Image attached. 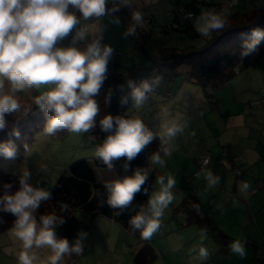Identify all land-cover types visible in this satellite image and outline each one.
Returning a JSON list of instances; mask_svg holds the SVG:
<instances>
[{"label": "clouds", "instance_id": "obj_1", "mask_svg": "<svg viewBox=\"0 0 264 264\" xmlns=\"http://www.w3.org/2000/svg\"><path fill=\"white\" fill-rule=\"evenodd\" d=\"M131 2L119 0L117 4L112 0L113 7L108 8L110 0H0V131L7 128L6 115L18 113L22 109L16 98L17 93L48 84H54L55 87L35 97V104L46 114L51 113L44 133L53 136L57 131L66 130L84 134L93 129L99 112L94 97L99 94L106 78L113 49L102 45V34L98 27L95 38L85 51L76 47L54 49V44L76 28L81 18L85 21L99 20L120 11L121 7L130 8ZM70 6L74 11H69ZM76 12L80 13V17ZM192 15L189 13L187 18L191 19ZM228 15L227 8L219 12H201L194 23L195 31L202 37H209L213 32L225 28ZM131 21L123 33L125 37L136 35L137 27L144 23L142 13L132 11ZM114 22L118 24L119 19H114ZM252 36L254 39L245 44L242 57L257 49L264 32L253 29ZM85 38L84 30L76 31L74 41H83ZM5 81L10 86L7 91ZM128 85L134 107L139 109L148 99V93L153 91L152 84L143 81L137 86L129 81ZM122 103H127V100ZM99 123L101 130L110 134L96 147L95 158L110 171L114 168L115 160L126 157L127 161H132L157 136L161 148L152 155L151 162L163 168L165 160L161 152L171 156L168 145L183 131V125L177 120L164 123L159 133L153 132L139 117L105 115ZM12 135L19 138L20 133L14 129ZM17 153L18 147L12 140L0 142V157L14 160ZM124 167L127 168L128 164ZM41 170L47 171V166L41 165ZM30 178L31 172L22 169L19 189L12 192V184L5 183L3 194L0 195V212L11 213L16 217L11 233L22 243V250L17 253L18 264H35L38 257L31 251L34 246L37 249L47 246L51 250V255L41 264H60L65 256L71 257L73 253L81 255L84 247L82 241L87 236L85 232L81 231L71 244L67 238L58 239L55 228L63 224L64 220L55 214L41 216L38 228L33 213L42 202L50 199L51 193L34 187L29 183ZM147 178L146 171L137 169L132 176L106 182L107 204L123 211L132 203L134 195L141 192ZM204 179L208 188L219 183V177L211 171L204 172ZM156 184L159 189L151 193L147 204L140 206L139 211L128 221L133 232L139 231L144 240H150L160 229L164 211L175 199L172 191L176 185L174 177L158 176ZM249 188L247 182L239 185L242 193ZM67 207L66 204L62 205V210ZM194 207L199 211L198 206ZM120 214L119 211L116 213ZM229 250L240 258L246 256L245 244L240 240L231 241ZM191 252L196 254L194 259L199 261L209 257L207 248L203 246H193Z\"/></svg>", "mask_w": 264, "mask_h": 264}, {"label": "rangeland", "instance_id": "obj_2", "mask_svg": "<svg viewBox=\"0 0 264 264\" xmlns=\"http://www.w3.org/2000/svg\"><path fill=\"white\" fill-rule=\"evenodd\" d=\"M239 1L240 5H238V1H236L231 6H228L230 0H215L216 5H214V9L219 12L223 9L222 5L224 4L227 11H240L242 5V9L244 8L245 11L257 10L264 6V0ZM115 2L117 3V0H115ZM174 2L175 0H132L131 7L125 8L130 16L132 11H140L143 15L144 23L142 26L138 27L143 30H148L152 27L150 23L151 17H154L158 25L165 26L171 23L172 15L170 13L174 10ZM111 7H113L112 0H110L108 5V8ZM214 9L213 6H204L201 12L214 11ZM69 11H74V9L70 6ZM75 14L80 17L79 12ZM116 18L119 19L118 24L114 22ZM120 20L118 12L105 15L99 20L90 19L85 21L81 18L76 28L67 36L57 40L54 44V49L76 47L81 51H85L88 44L95 38L98 27L102 34V45L110 46L113 49V54L108 62L107 75L113 73L126 75L130 69L146 65L147 62L142 60L143 58L139 53L131 50L128 36L125 37L123 35L125 30ZM78 30H84L86 32V38L83 41H74L76 31ZM150 34L145 44V49L151 53L156 52L161 45L166 47L176 46L179 48L187 46L201 47L206 44L209 38L200 35L198 37H188L181 31H175L172 34H163L156 30V28L153 29ZM186 68L185 65L180 66L179 70L181 75L177 76L173 81L158 82V85L152 84L153 91L148 93V99L145 103L137 109L134 107V102L132 101V104L127 108L126 115L128 117L141 118L155 133L161 131L164 123L172 120H177L183 125V131L178 133L169 143L175 148L176 153H172L171 156L166 159L165 156L161 154L162 159L165 160V166L161 168L160 165L152 163L151 168L165 172L166 169L175 166L177 172L176 176H180L179 182L181 183L184 180L185 187L191 188L193 192H196L197 189L195 186H197V176H193L195 170L192 169L190 165H192L191 158L194 156L193 154L196 150H193V146L197 143V92L201 93L203 102L206 105H210V102L207 101L209 98L205 97L204 92L198 85L183 78ZM148 82L150 81L148 80ZM229 85H235L236 88L239 89L237 92L238 99L236 100L241 102L242 108H246L252 101L259 102L254 107H247L245 114H247L246 117L249 116L253 118H246L248 125L247 131L250 132L251 136L258 138L263 144L264 56L255 66L237 72L230 83L228 82V84H225V86ZM9 87L7 81H5V90L7 91ZM54 87V84L41 85L38 88L34 87L28 91L17 93L16 98L21 103L22 109L18 113L6 115V119L10 116L19 120H25V123L17 124L14 127L20 133L19 138L12 136L8 139L15 142L16 145L20 144L23 146V150L18 151L17 157L14 160H6L0 157V170L13 177V180L10 182L13 186L11 189L12 192L19 189V176L21 175V170L26 168L31 172L29 183L34 187L43 188L51 193L54 184L58 181L62 173L67 170L68 165L81 158H94L96 147L107 137L103 134L99 122L103 118V112L107 104L108 87H102L99 90V94L94 97L98 104L99 112L95 118V127L88 133L75 134L66 130H60L53 136L46 135L43 130L51 113L46 114L44 110L40 109L35 104V97ZM168 90H170L171 93L168 94ZM177 93L179 95L185 93L186 100L184 101L182 98L178 100ZM214 93L216 94L217 91ZM216 98L217 95L215 99ZM228 105L230 106L228 109L225 108V116L222 118L218 117L217 119L219 125L223 124L224 128L230 119L233 118L231 115L233 106L230 103H228ZM34 106H36L35 109H33ZM190 106H192V108ZM212 112L206 114L209 120V117L214 116L216 111L213 110ZM6 122L9 128L10 126L8 125L10 121L6 120ZM225 132L229 135L232 134L230 128ZM157 139H159L158 136L152 142ZM249 144L250 147H253L251 143ZM25 146L27 147L25 148ZM222 152V149L221 151L218 149L221 159L227 155L225 152ZM154 153H151L148 157V162L151 160ZM199 158L197 160H199ZM41 165H46L47 171H42ZM251 165L253 164L249 163L246 168ZM261 166H263L264 169V164ZM226 167H228V163ZM229 167L232 168V170L234 169V172L236 170H241L231 163H229ZM254 170H256V165L251 172H254ZM154 172L156 173V171ZM113 173H116V171H113ZM109 176L110 178H119L118 175L115 174H110L108 177ZM157 177L158 175L156 173V178ZM156 178L153 186L154 191L159 188V185H156ZM0 185H2L1 191L3 192L4 188L1 180ZM45 202L46 201L41 204ZM174 209L173 213L169 214L167 210L164 211V215L161 219V227L151 238L152 244L153 242L156 244H160V242L169 243L168 238L170 237V232L177 233L174 229L170 231L175 220L178 221V223L180 221V227L185 226L181 224L183 217L181 215H174ZM72 214L82 223L79 233L83 231L87 234L86 238L82 241L84 246L83 253L81 254L82 256L79 255L72 264H132L133 256L139 250V248L136 249V246L138 243H141L140 240L127 234L118 224L110 222L109 219L99 214H92L78 207L72 208ZM12 228L6 232L0 233V255H11L14 261L9 264H18L17 253L22 250V243L12 235ZM162 234L163 237L160 241H157L156 238L155 240L153 239V237ZM31 251L35 252L38 257L35 264H41L42 260H46L47 257L51 255V250L47 246L42 249H37L34 246ZM60 264H67L65 257Z\"/></svg>", "mask_w": 264, "mask_h": 264}, {"label": "trees", "instance_id": "obj_3", "mask_svg": "<svg viewBox=\"0 0 264 264\" xmlns=\"http://www.w3.org/2000/svg\"><path fill=\"white\" fill-rule=\"evenodd\" d=\"M118 3L119 0H117ZM210 3L216 5L214 0H175L174 10L170 13L172 20L169 25H158L154 17H151L152 27L148 30L137 27L136 35L128 36L131 50L139 53L147 64L130 69L126 75L115 73L106 75L102 87H108L109 91L103 117L105 115L128 117L126 111L133 101L130 95L129 81L137 86L148 80L149 83L158 85L157 78L161 83L173 81L181 75L180 66L185 65L187 68L183 78L198 85L205 97L213 102L214 92L230 82L236 74V70L241 71L259 63L264 56V38H261L257 49L250 55L242 57L241 52L244 50L245 44L254 39L253 29H260L264 32V6L251 11H228L230 15L227 17L225 28L213 32L206 44L201 47L179 48L161 45L154 53L146 51L145 44L155 28L163 34L181 31L185 36L198 37L199 34L194 28L195 20L200 15L202 8ZM189 13L193 14L191 19L187 18ZM118 14L126 31L132 23L131 16L125 7H121ZM123 100H127V103H122ZM6 120L10 121L8 125L10 127L0 131V142L14 136L12 133L15 125L25 123V120L10 116ZM103 134L107 136L110 133L103 132ZM17 147L18 151L23 150V146L20 144ZM160 148L161 141L157 139L144 148L132 161H127L126 157L115 160L114 168L111 171L100 164L95 157L73 161L54 184L50 199L41 204L33 213L36 221L40 222L41 216L49 214H55L62 218L64 223L56 226V236L58 239L67 238L71 244L77 239L82 226L81 221L72 214V208L78 207L92 214H99L121 226L142 243L133 256L132 264H151L157 259L158 253L151 246L150 240L142 239L139 231L133 232L128 221L139 211L140 206L147 204L155 183V175L146 169L147 158L153 151H160ZM126 163L128 164L127 168L124 167ZM137 169L146 171L148 174L141 192L134 195L132 203L123 211L111 208L107 204L108 193L105 183L115 180V178H110L108 175L115 174L119 177L117 179H122L125 176H132ZM0 180L4 185L10 183L13 177L0 170ZM1 186L0 195L3 194ZM145 189H147L146 192ZM65 204L68 206L67 209L62 210V205ZM194 206H198L199 211ZM118 211L121 212L120 215H116ZM174 215L183 217L182 225L194 224L198 226L218 244L222 251H227L230 242L233 241V238L221 231L216 222L205 213L203 204L196 195L188 194L184 197L175 207ZM15 219L16 217L11 213L0 212V233L12 228ZM77 257L78 255L75 253L71 257L65 256L67 264H72ZM258 260L264 263V257H260Z\"/></svg>", "mask_w": 264, "mask_h": 264}, {"label": "crops", "instance_id": "obj_4", "mask_svg": "<svg viewBox=\"0 0 264 264\" xmlns=\"http://www.w3.org/2000/svg\"><path fill=\"white\" fill-rule=\"evenodd\" d=\"M237 1L240 5V1ZM207 6H213L214 9L212 3ZM242 7L243 5L240 10H244ZM222 8H225V4L222 5ZM214 11L216 10L214 9ZM224 86L217 90L216 94H213V102L207 100L210 105H206L201 93L197 92V143L193 146V150L196 149L191 158L193 166L190 165L195 170L193 176H197L196 192L185 187L184 180L179 182L180 176H176L175 166L162 172L151 168L152 162L151 160L148 162L147 158L146 169L152 171L155 178L157 173L158 176L167 177L170 175L176 180V185L172 190L175 199L166 209L168 214L173 213L174 207L188 194H197L196 196L203 204L205 213L216 222L218 228L233 238V241L240 240L245 244L246 256L240 258L231 253L229 248L227 251H222L218 244L198 226L191 224L180 227V221L178 223L175 220L170 231L174 229L177 233L170 232L169 243L160 242V244H156L153 242V245L150 239L151 246L158 253L157 259L151 264H264L258 260L260 257H264V169L261 166L264 164V143L262 144L258 138L251 136L250 132L247 131L246 118L252 117H246L247 114H245L249 105L242 108L241 102L236 100L239 89L235 85ZM167 93L169 94L171 91L168 90ZM216 95L217 98L215 99ZM177 96L178 100L181 98L186 100L185 93L181 95L177 93ZM228 103L233 106V110H231L233 118L224 128L223 124L219 125L217 119L225 116V108L228 109L230 106ZM190 107L192 108V106ZM213 110L216 111L215 115L210 116L209 120L206 114ZM229 128L232 131L230 135L225 132ZM249 143L253 147H250ZM168 146L172 153H176L172 144ZM218 149L227 152L225 159L219 157ZM161 154L163 153L161 152ZM207 155L210 157L209 162L199 166L197 159ZM167 157L169 156H165V159ZM227 163L228 167H226ZM229 163L241 169L242 174L239 179L229 167ZM249 163L253 165L246 168ZM255 165L256 170L251 172ZM206 171H211L214 176L219 177V183L212 188L207 187V181L204 179V172ZM241 182H247L250 185L247 192L242 193L239 190ZM253 188L256 189L254 193L251 192ZM110 222L113 221L110 220ZM37 225L39 228V222ZM120 228L122 227L120 226ZM122 230L129 234L125 229L122 228ZM162 237L163 234L153 237V239L156 238L157 241H160ZM193 246L207 248L208 259L205 261L194 259L196 254L191 252ZM140 247L141 243H138L136 249ZM13 261L11 255H0V263L9 264Z\"/></svg>", "mask_w": 264, "mask_h": 264}, {"label": "built area", "instance_id": "obj_5", "mask_svg": "<svg viewBox=\"0 0 264 264\" xmlns=\"http://www.w3.org/2000/svg\"><path fill=\"white\" fill-rule=\"evenodd\" d=\"M237 0H230V2H228V6H231L233 3H235ZM238 72V70H236V73ZM258 102H250L249 103V105L250 106H254V105H256ZM225 151H223L222 153H224ZM226 153V152H225ZM209 156L207 155V156H202V157H200L199 158V160H197V163H198V165L199 166H203V165H206L208 162H209ZM205 161H207V163H205ZM235 173H236V176L239 178L240 176H241V174H242V171L241 170H236L235 171ZM256 191V189L255 188H253L252 190H251V192L252 193H254Z\"/></svg>", "mask_w": 264, "mask_h": 264}, {"label": "water", "instance_id": "obj_6", "mask_svg": "<svg viewBox=\"0 0 264 264\" xmlns=\"http://www.w3.org/2000/svg\"><path fill=\"white\" fill-rule=\"evenodd\" d=\"M35 108H36V106L33 107V109H35Z\"/></svg>", "mask_w": 264, "mask_h": 264}]
</instances>
